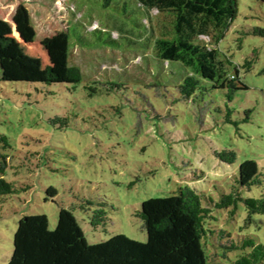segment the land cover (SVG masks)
Instances as JSON below:
<instances>
[{
    "label": "rangeland",
    "instance_id": "1",
    "mask_svg": "<svg viewBox=\"0 0 264 264\" xmlns=\"http://www.w3.org/2000/svg\"><path fill=\"white\" fill-rule=\"evenodd\" d=\"M237 6L221 39L211 31L200 40L238 65L248 88L229 98L228 88L207 83L203 94L185 101L175 99L173 77L146 70L138 43L119 37L112 8L97 0H0V38L11 39L39 75L47 65L64 73L65 38L60 35L51 47L44 40L67 28L70 63L82 73L76 84L0 79V133L11 145L4 177L19 189L0 202V264L9 261L18 220L26 214H46L54 228L64 207L73 211L88 242L119 233L144 242L146 230L136 215L143 200L174 194L186 184L217 200L250 158L264 179V0H237ZM151 14L153 21L141 20L152 26L150 39L136 36L148 43L149 54L170 19L155 9ZM110 30L119 46L102 41ZM246 59L252 61L248 69L242 66ZM56 117L66 119L52 122ZM224 149L235 151L234 162L220 160L216 153ZM50 186L56 194L45 200ZM262 193L264 181L242 195ZM99 208L104 221L94 217ZM212 215L209 264L227 262L217 255L220 242L248 233L264 244V214L246 222L239 202L233 215L226 209ZM226 255L234 258L235 251Z\"/></svg>",
    "mask_w": 264,
    "mask_h": 264
},
{
    "label": "trees",
    "instance_id": "2",
    "mask_svg": "<svg viewBox=\"0 0 264 264\" xmlns=\"http://www.w3.org/2000/svg\"><path fill=\"white\" fill-rule=\"evenodd\" d=\"M97 1L103 8L114 11L109 16L115 21L119 37L140 45L138 48L142 49L146 70L174 78V89L178 91L175 99L195 100L198 94L207 90V83L212 88H228L229 98L235 90L248 88L240 79L238 65H233L219 48L210 47L200 40V35L211 31L215 32L217 41L222 38L237 15V0ZM154 9L170 19L162 36L155 37L150 43L154 53L149 54L144 48L149 46L146 41L151 37L152 26L141 20L153 21L151 11ZM97 30L94 28L92 32ZM83 31L90 32L84 25ZM129 34L131 36L126 37ZM60 35L66 41L65 53L61 57V63L66 65L63 74L47 65L39 75L37 68L12 48L11 39L0 38V79L45 84L80 82V67L70 63L68 28L45 39L44 43L51 47ZM139 35L146 41L136 39ZM119 37H112L110 30L107 39L102 41L119 46ZM251 62L246 59L242 66L248 69ZM230 65H233L232 70L228 68ZM261 72L264 73V66ZM60 119L66 118L56 117L52 122ZM10 147L8 136L0 133V202L6 195L19 191L4 177L9 158L6 150ZM216 154L227 163L234 162L236 158L232 149ZM263 181L258 162L250 158L239 164L238 173L232 177L231 190L223 192L217 200L188 184L179 186L174 194L143 200L136 215L142 219L146 230L144 242L120 233L98 242H88L73 211L64 207L59 209L54 228H50L46 214H26L18 220L7 264H209L210 252L206 246L213 243L216 233L210 227V220L214 217L212 212L226 209L233 215L242 202L247 212L246 222L254 213L264 214V193L259 196L242 195L245 190L261 186ZM46 194L45 200H48L54 197L56 189L50 186ZM93 214L104 221L103 208ZM93 224L97 222L93 221ZM224 231L221 229V234ZM229 250L235 251L234 258L226 257ZM217 255L227 259V262L220 259V264H264V244L247 233L243 237L229 239L228 243L220 242Z\"/></svg>",
    "mask_w": 264,
    "mask_h": 264
}]
</instances>
